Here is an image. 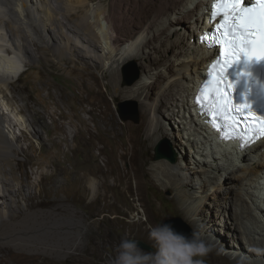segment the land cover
I'll return each instance as SVG.
<instances>
[{"label": "bare ground", "instance_id": "6f19581e", "mask_svg": "<svg viewBox=\"0 0 264 264\" xmlns=\"http://www.w3.org/2000/svg\"><path fill=\"white\" fill-rule=\"evenodd\" d=\"M148 1L150 7L144 18L139 24H130L125 33L123 21L113 16L111 9L89 0H0V61L25 58L26 77L36 81L38 71L29 70L46 59L47 52L59 63L75 62V58L95 66L103 63L102 74L107 73L110 78L118 75L128 61L138 60L141 75L135 83L122 89V96L137 101L144 138L136 133L137 127L127 125L129 132L124 140L103 143L101 151L106 152L107 145L109 149L102 185L107 184L128 196L133 193L138 211L130 222H140V225L147 222L143 208L146 204L139 200L145 174L141 153L159 139L168 138L177 152V161L174 164L166 159L153 161L147 171L155 185L171 191L169 200L173 210L194 223V231L203 240L216 245L218 251L212 247L213 259H221L224 264H264V137L243 148H238L233 141H218L206 121L193 110L192 99L198 84L205 68L217 55L197 41L199 33L210 26L207 22L210 0ZM30 46H35L36 52ZM166 51H170V56ZM17 71H13L12 77L18 75ZM6 81L0 79L4 99L7 90L12 94L19 91L16 83ZM18 96L9 100L19 103L32 128L41 134L38 124L41 117L34 119L36 112L24 104L21 94ZM38 96L42 97L41 92ZM3 114L0 113V244L20 250L34 244L39 248L43 240L37 233L44 229V222L14 207L19 191L26 184V172L23 173L22 163L17 160L19 147L14 137L9 136L11 125L8 122L5 126ZM81 122L89 137L82 138V128L74 127L69 141L73 152L79 148L78 143L91 144L101 135L97 128L90 133L85 119ZM46 158L41 162L46 163ZM95 169L101 173L96 164ZM31 172L35 174L38 170ZM86 174L76 175L80 183L78 192L83 193V184H88L93 203L97 179L91 176L87 179ZM65 186L66 176L62 175L58 187ZM65 220L67 224L85 228L74 214ZM217 243L222 245L219 247ZM222 246L226 251L224 258L219 255Z\"/></svg>", "mask_w": 264, "mask_h": 264}, {"label": "rangeland", "instance_id": "374dc122", "mask_svg": "<svg viewBox=\"0 0 264 264\" xmlns=\"http://www.w3.org/2000/svg\"><path fill=\"white\" fill-rule=\"evenodd\" d=\"M89 1L111 9L113 16L123 21L122 30L125 33L129 31L130 24H139L150 7L148 0ZM74 43L77 45L76 42ZM29 48L36 52L35 46ZM165 54L170 56V51H166ZM44 56L46 59H42L38 64L34 61L36 65L29 70L38 71L39 76L36 81L26 77L28 62L26 63L25 58L13 57L14 61L11 59L13 64L9 59L0 61V74H3L0 75V79L7 80V83H16L19 90L16 93L14 91L13 94L11 90H7L5 99L0 93V113H4L6 127L10 122L12 133L9 136L14 137L19 147V155L16 157L22 163L23 173L26 172V184L19 191L14 207L18 212L23 210L26 214H32L31 216L38 218V222L43 221V227L45 226L43 231L40 230L37 233V236H41L43 240V245L38 246L39 248L37 244H34L26 250H20L0 244V264H106L108 257L115 254L117 245L125 236L136 238L154 250V243L149 238L150 228L169 218L181 219L192 233L195 232L194 223H189L182 214L173 210L169 200L172 196L171 191L155 185L147 171V167L153 162V149L158 143L167 142L177 156L168 138L159 139L152 147H148L146 152L141 153L145 174L139 200L146 204L143 208L147 222H141V225L140 222H130L138 211L137 205L133 202V193L128 196L120 193L118 189L101 183L103 166L107 164L106 155L109 149L107 145L106 152H102L103 143L106 140L109 143L124 140L129 132L127 125L137 127L136 133L141 139L144 138L137 101L125 99L122 96V89L127 87L123 86L124 69L127 66L133 68L138 71L140 77L139 61H128L120 68L118 75L110 78L107 73L102 74L103 63L101 66H95L88 64L85 59L78 58H75V62L59 63L49 52ZM15 61L19 62L20 66L15 63L16 67ZM162 61L164 60L161 59L160 62ZM15 70H18V75L14 78L12 75L13 71L16 72ZM24 72L25 74L18 79ZM39 92H41V98L38 96ZM17 93L24 98V104L36 112L34 119L41 117L42 124L38 123L41 134L32 128L31 121L28 120L24 111H21L22 107L19 103L13 104L12 100H9L19 97ZM119 104H128V107L135 108L138 112V122L122 120L117 112ZM81 119L86 120L87 130L90 133L97 128L101 135L93 139L91 144L84 146L78 143L79 148L73 152L69 141L74 135V127L82 128L80 134L82 138L89 137L88 131L85 132L82 127ZM25 147L28 148L26 153V150L23 152ZM43 157L44 159L47 157L46 163L41 162ZM95 164L101 173L96 171ZM32 169L38 172L32 174ZM86 170L89 171L87 174L84 172ZM79 172L85 173L87 179L89 176L97 179V193L93 203H91L88 184H83V193L78 192L80 183L76 178L80 176ZM20 173L18 171V176L21 175ZM62 175L66 176L67 186L59 189L58 180ZM65 194L66 197H63ZM62 199L65 201L62 202ZM71 214H74L76 219H81L85 228L67 224L65 219ZM21 216L23 217V214ZM204 241L216 249V245ZM218 243L220 247L222 243ZM224 248L225 246L219 248V255L223 258L226 255ZM205 261L206 264H224L221 259H213L211 253Z\"/></svg>", "mask_w": 264, "mask_h": 264}, {"label": "snow or ice", "instance_id": "6c2138e0", "mask_svg": "<svg viewBox=\"0 0 264 264\" xmlns=\"http://www.w3.org/2000/svg\"><path fill=\"white\" fill-rule=\"evenodd\" d=\"M249 3L246 7L245 0H215L212 5V18L220 17V22L208 40L221 51L197 97V103L212 117L213 128L222 132L223 139H239L241 147L253 137H264V116H257L246 100L233 103L228 91L234 89L227 81L230 67L241 61L245 67L264 61V0Z\"/></svg>", "mask_w": 264, "mask_h": 264}, {"label": "clouds", "instance_id": "9594fccd", "mask_svg": "<svg viewBox=\"0 0 264 264\" xmlns=\"http://www.w3.org/2000/svg\"><path fill=\"white\" fill-rule=\"evenodd\" d=\"M154 250L141 247V241L121 238L114 255L106 264H206L205 258L213 251L200 235L177 231L170 223H157L149 231Z\"/></svg>", "mask_w": 264, "mask_h": 264}, {"label": "water", "instance_id": "95a60500", "mask_svg": "<svg viewBox=\"0 0 264 264\" xmlns=\"http://www.w3.org/2000/svg\"><path fill=\"white\" fill-rule=\"evenodd\" d=\"M139 79V73L137 70L133 68H129L128 66L124 69L123 74V86H130L135 83ZM128 104H119L118 105V114L122 120H131L134 123L138 122V112L134 108H130L127 106ZM135 105V103H134ZM161 159H166L168 162L174 164L176 162V154L173 152L169 144L167 142L158 143L153 149V158L152 161H158ZM163 223H170L173 227L185 234L191 235L192 232L189 227L179 218H169L163 221ZM141 247L145 250L152 251L153 249L146 245L141 241Z\"/></svg>", "mask_w": 264, "mask_h": 264}]
</instances>
